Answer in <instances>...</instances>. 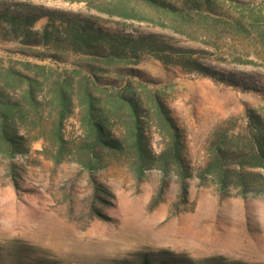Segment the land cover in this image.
<instances>
[{"label": "rangeland", "instance_id": "374dc122", "mask_svg": "<svg viewBox=\"0 0 264 264\" xmlns=\"http://www.w3.org/2000/svg\"><path fill=\"white\" fill-rule=\"evenodd\" d=\"M5 1L91 16L103 30L135 39L161 37L194 51V59L228 83L185 73L145 52L103 61L66 52L60 42L26 46L0 37V93L17 104L7 110L8 121L28 141L25 153L13 158L0 142V264H142L144 258L151 264H264V198L234 192L219 197L214 186L193 179L181 204L171 174L156 204L162 177L157 168L138 175L129 149L117 154L88 147L85 103L86 96L98 99L112 138L125 142L140 126L158 154L166 144L157 118L160 101L185 137L188 161L203 166L218 126L230 122L241 132L247 110L264 112V0H212L217 13L165 0L182 7L177 14L141 0ZM46 23L40 19L32 30ZM128 98L137 103L139 124ZM95 186L107 195L97 199Z\"/></svg>", "mask_w": 264, "mask_h": 264}, {"label": "trees", "instance_id": "16d2710c", "mask_svg": "<svg viewBox=\"0 0 264 264\" xmlns=\"http://www.w3.org/2000/svg\"><path fill=\"white\" fill-rule=\"evenodd\" d=\"M235 1V0H230ZM148 6L163 10L170 14L182 13L181 8L167 3L165 0H141ZM187 4V5H186ZM184 5L189 10L217 13L216 4L212 0H186ZM240 5V4H238ZM110 16L124 20H136L130 12H113L100 10ZM185 13V12H183ZM185 14L188 15L186 12ZM40 19L47 23L42 30H32ZM91 16H72L63 11L48 10L30 3L8 4L0 0V37L4 40H15L26 46L64 44L66 52L88 54L105 60L125 61L136 58L139 53H149L165 65H173L185 73L196 72L214 81L227 82L225 76L214 69L204 66L192 56L194 51L173 47L156 36L132 38L103 30ZM12 78L20 79L21 75L13 73ZM248 89V88H246ZM0 93V142L10 158L25 153L28 142L18 134L15 127L9 124L16 103L10 102ZM28 96H33L28 90ZM61 103L68 106L69 98L61 92ZM67 100V103L65 102ZM98 99L86 96V125L88 147H99L112 153H123L127 149L136 158V172L142 175L144 170L157 168L161 172L160 185L154 198L156 204L170 182L171 174L178 184L180 203H186L189 181L197 179L200 185H212L219 197H226L229 192L245 199L248 196L264 198V112L247 110L246 128L234 132L230 122L218 126L211 134L207 159L203 166L194 168L186 157L185 137L173 123L167 108L156 102L159 125L165 131L166 144L158 154L150 149L149 139L142 127L134 125L131 138L125 142L112 138L106 129V114H100L96 108ZM127 106L135 124L138 122V106L133 98L127 99ZM66 117L65 110L58 116L55 139L61 140V123ZM91 141V142H89ZM90 144H89V143ZM95 197H105L107 193L98 186L94 187ZM142 264H151L146 258Z\"/></svg>", "mask_w": 264, "mask_h": 264}]
</instances>
